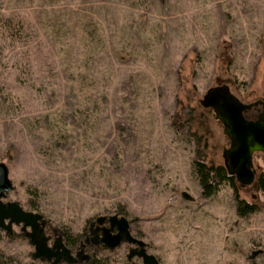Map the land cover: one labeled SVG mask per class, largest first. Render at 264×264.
<instances>
[{
	"label": "rangeland",
	"instance_id": "obj_1",
	"mask_svg": "<svg viewBox=\"0 0 264 264\" xmlns=\"http://www.w3.org/2000/svg\"><path fill=\"white\" fill-rule=\"evenodd\" d=\"M17 23L27 35L7 37ZM58 43L89 62L82 95L49 49ZM222 82L245 102L264 100V0H0V161L13 184L3 200L40 212L49 245L122 207L160 264H264V191L235 179L236 192L224 181L202 195L191 133L172 124L194 106L205 159L223 163L229 140L199 104ZM253 164L257 179L264 153ZM235 194L259 209L238 214ZM12 231L5 253L51 264L31 256L21 224ZM70 250L76 263L90 256ZM108 250L102 264H141L127 260L128 243Z\"/></svg>",
	"mask_w": 264,
	"mask_h": 264
},
{
	"label": "water",
	"instance_id": "obj_2",
	"mask_svg": "<svg viewBox=\"0 0 264 264\" xmlns=\"http://www.w3.org/2000/svg\"><path fill=\"white\" fill-rule=\"evenodd\" d=\"M199 104L213 111L214 118L222 124V132L229 140L228 146H224L221 152L228 175L234 176L241 187L251 185L256 175L253 154L264 153V100L259 98L245 102L231 90L227 82H222L207 87L199 98ZM251 109L259 110L256 118L246 115ZM12 187L8 166L0 161V228L10 232L13 224H21V230L33 245V258L51 260L52 264L61 260L75 262V257L61 236L52 245L48 244L49 236L44 231V218L40 212L27 210L16 200H3ZM93 222L100 225L107 223L103 225L100 236V242L107 248L114 249L125 242L131 245L127 260L137 257L141 264H160L157 255L148 252L147 243L131 232L130 220L125 215L116 212L100 214ZM92 241L97 242L95 237Z\"/></svg>",
	"mask_w": 264,
	"mask_h": 264
},
{
	"label": "trees",
	"instance_id": "obj_3",
	"mask_svg": "<svg viewBox=\"0 0 264 264\" xmlns=\"http://www.w3.org/2000/svg\"><path fill=\"white\" fill-rule=\"evenodd\" d=\"M1 19L3 23L9 21V19L7 18H1ZM6 27H7V33H6L7 37L21 39L22 37L27 35V33H24L23 31V26L21 23H17L13 25L7 24ZM57 36H59V34L55 35V37ZM30 49L31 47L28 46L23 50V53L24 54L28 53ZM37 49L41 50L42 46L32 47L34 54L37 51ZM49 49L55 55L58 65L62 66V71H64L65 73L64 81L66 83H69L70 88H71V83L74 84V86L75 84H78L80 89L77 88L76 92L78 93V95H82V92L80 90L82 89L83 83L85 81V75H84L85 69L83 67L88 65L89 63L88 60L81 58L79 55H77L76 57L75 56L72 57L71 56L72 47L67 44L58 43L54 46H50ZM99 65L100 64H96L95 66V68L98 71L101 70L99 68ZM88 85L89 86L93 85V82H91ZM69 87L68 90H70ZM101 93H102L101 97L106 98L107 95L106 91L102 90ZM95 95L98 97V94ZM209 109L210 108L203 107L202 110L208 111ZM200 114L202 113H197L194 110V106H190L189 110H187V112H185L182 116L179 113L175 112L172 118V124L175 125V128L181 131L182 133L183 132L191 133L190 134L192 137L191 141L193 142L195 147L194 157L192 158L191 164H192L193 172L196 175L199 186L201 188V193L204 196L212 195L217 190L219 184L224 181H228L230 185L233 187L234 192H236L237 187L235 184V178L232 175H228L223 163H214L213 161H209L205 159L206 153L203 150V148L200 146L201 136L200 133H198L199 130L202 131L204 129V122ZM60 138H61V134L58 136L56 142H59ZM48 142L49 144H53L49 139ZM255 183L258 189L264 191V173L261 172L258 175ZM235 200H236V211L240 215H246L255 212L259 209L256 203L249 202L243 198H240L236 194H235ZM27 202L29 203L30 208H34L35 210L39 208L37 204L32 203L31 200ZM116 213L124 215L123 213H125V210H122V207H119ZM60 234L63 237L65 244L71 249L80 246L83 242L85 243L84 238L87 235V228L84 227L83 232L75 233V234L71 233L70 230L64 229ZM16 235L17 234L15 231L4 233L0 229V239L3 236L14 237ZM84 246H86L87 249L89 250L90 256L87 259H85L83 262L67 263L62 261L57 264H102L103 261L101 257H98V254L109 251L108 250L109 248H107L106 246L100 243L93 244L91 242H87ZM50 263L52 264V262ZM0 264H18V263L11 255L5 253L0 248Z\"/></svg>",
	"mask_w": 264,
	"mask_h": 264
},
{
	"label": "flooded vegetation",
	"instance_id": "obj_4",
	"mask_svg": "<svg viewBox=\"0 0 264 264\" xmlns=\"http://www.w3.org/2000/svg\"><path fill=\"white\" fill-rule=\"evenodd\" d=\"M259 113V110L258 109H251V110H249V111H247V113H246V115L249 117V118H256V116H257V114ZM254 155V154H253ZM256 169V168H255ZM257 172V171H256ZM256 175H255V179H254V182L252 183L253 185H255L256 186ZM93 221V220H92ZM92 221H90L89 223H88V233H87V235L85 236V238H84V240H85V243L83 242L82 244H81V246H84L87 242H91V243H93V244H98V243H100V244H102L101 242H100V236H101V234H102V227H103V225H106L107 223L105 222L104 224H97L96 222H93L92 223ZM43 228H44V231H46V229H45V223H44V225H43ZM89 233H90V235L91 234H93L94 236L93 237H95L96 238V240H97V242L96 243H94L93 241H92V236H90L89 235ZM58 236H61V234L59 233V235ZM57 236V237H58ZM56 237V238H57ZM62 237V236H61ZM50 239H51V237L49 236V239H48V244H49V241H50ZM62 241L64 242V239H63V237H62ZM66 245V244H65ZM129 245V247L131 246L130 244H128ZM67 246V245H66ZM68 247V246H67ZM69 248V247H68ZM70 249V248H69ZM134 258V257H133ZM139 259V258H138ZM63 260H61V261H58L57 263H59V262H62ZM49 262H52L51 260H49ZM56 263V264H57Z\"/></svg>",
	"mask_w": 264,
	"mask_h": 264
}]
</instances>
